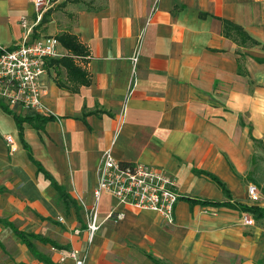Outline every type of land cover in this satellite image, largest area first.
<instances>
[{
  "label": "crops",
  "instance_id": "crops-1",
  "mask_svg": "<svg viewBox=\"0 0 264 264\" xmlns=\"http://www.w3.org/2000/svg\"><path fill=\"white\" fill-rule=\"evenodd\" d=\"M33 1L0 0V45L12 49L70 33L88 53L76 63L90 73L91 84L77 93L57 85L66 80L64 69L52 67L53 60L46 64L41 78L45 115L61 119L43 130L23 124L33 157L76 207H67L38 172L14 114L0 109V219L49 240L33 244L52 264H61V255L71 250H87L97 170L111 148L121 163L159 167L171 174L182 199L170 225L159 214L121 206L104 195L98 208L102 226L111 223L104 220L114 208L124 217L114 225L115 234L102 241L97 233L87 264H156L151 256L164 264H264V215L215 205L264 210L263 194L258 188L260 200L252 202L248 187L255 184L244 180L250 141L264 134V64L256 61L264 58V50L244 48L225 37L221 21L243 27L264 45V0H54L47 22L37 26ZM30 27L34 30L26 37L24 28ZM60 49L67 55L62 45ZM137 51L134 77L131 58ZM238 53L246 55L245 76L238 74ZM5 136L13 138L15 152ZM194 170L217 176L229 196ZM187 199L212 204L192 205ZM244 216L255 225L244 224ZM9 235L19 241V253L8 250ZM118 238L139 250L131 255L134 260L104 254L113 250L103 244ZM0 262L45 264L2 223Z\"/></svg>",
  "mask_w": 264,
  "mask_h": 264
},
{
  "label": "built area",
  "instance_id": "built-area-1",
  "mask_svg": "<svg viewBox=\"0 0 264 264\" xmlns=\"http://www.w3.org/2000/svg\"><path fill=\"white\" fill-rule=\"evenodd\" d=\"M53 2L54 0L33 1L38 15L35 26L42 21ZM33 28L27 29L26 37H30ZM60 47L59 39L54 36L26 41L12 49L0 45V105L14 115H45L47 109L43 98L46 90L41 84V78L47 72V62L65 56ZM139 60L140 55L137 51L131 58L134 77L137 76ZM5 140L11 152H15L17 146L13 138L5 136ZM94 194L96 206L90 212L86 229L89 246L94 243L103 224L100 222L98 208L104 195L112 197L121 206L159 214L170 225L176 222L177 206L182 199L178 183L171 174L159 167L121 163L116 160L111 148L103 153L97 170V188ZM248 195L252 202L260 200L256 185L248 187ZM123 217L124 215L114 208L104 222H118ZM243 222L249 226L255 225V221L247 216H244ZM88 259L87 250L82 253L71 250L68 254L61 255L60 263L66 264L70 260L72 264H87Z\"/></svg>",
  "mask_w": 264,
  "mask_h": 264
},
{
  "label": "trees",
  "instance_id": "trees-1",
  "mask_svg": "<svg viewBox=\"0 0 264 264\" xmlns=\"http://www.w3.org/2000/svg\"><path fill=\"white\" fill-rule=\"evenodd\" d=\"M78 2V0H76ZM50 11V10H49ZM47 11L43 18L41 23L47 22V15L49 13ZM202 17H206V15H202ZM223 23V33L224 36L232 39L234 42H236L239 46L244 47V48H250V47H255V46H261L262 49L264 50V45H261L260 42L255 40L250 34L246 32V30L237 25L234 24L233 22H230L228 20H221ZM58 39L61 43V45L67 50V55L63 56L60 59H54L51 63L52 67L55 69H64L66 71L67 77L64 82L62 81H57V85L60 88L66 89L68 91L77 93L82 86H90L91 84V75L89 72H87L85 69L82 67L78 66L76 63L77 58H84L87 56V49L85 46L80 42L79 38L73 34L70 33H63L58 36ZM240 59H238V74L245 76L247 75L246 68L243 64V59L246 57L245 54H240ZM256 61L260 64H264V58H256ZM1 108L8 114L13 115L11 112L8 111L7 108H5L3 105H0ZM87 115V114H86ZM15 122L18 126L20 138L22 140V143L24 147L27 150L28 156L30 160L37 166L38 172L44 174L45 178L48 179L52 185L58 190L60 199L65 203L67 207H76L75 201L72 199V197L66 193L65 189L60 186L56 180L44 169L42 164L38 161L35 160L32 154V149L31 147L27 144V142L24 140V135H23V124L25 122L30 123L34 128L37 130H43L45 125L48 122H56L60 120L61 118L58 116H55L53 114L49 115H39L36 117H31V118H21L18 116L14 115ZM253 140H256L252 138ZM194 173L199 176H205L209 178L211 181H213L226 195L229 196V191L226 187V185L214 174H211L209 172L205 171H200V170H194ZM190 204L195 205V204H202L203 206H207L209 204H212V202L209 201H199V200H193V199H187ZM217 206H229L234 209H240L244 212H252V213H257L261 217V215H264V210L258 208V207H249L246 205H228V204H218L215 203ZM0 223L6 225L10 229L13 230L16 236H18L24 244L28 246L30 251L42 262L45 264H52L51 261L41 254L40 252L37 251L36 247L33 244V240H40L44 243H48L49 240L36 235V234H28L25 232L20 231L17 229L12 223L1 220ZM156 264H164L162 261L154 258L153 256L150 257Z\"/></svg>",
  "mask_w": 264,
  "mask_h": 264
},
{
  "label": "rangeland",
  "instance_id": "rangeland-1",
  "mask_svg": "<svg viewBox=\"0 0 264 264\" xmlns=\"http://www.w3.org/2000/svg\"><path fill=\"white\" fill-rule=\"evenodd\" d=\"M36 12V11H35ZM46 13V12H45ZM37 16V12H36ZM27 29L24 28V31ZM53 73H56V70H53ZM61 80L65 79V73L62 72V76L60 77ZM0 109H2L0 107ZM250 151L252 152L250 155L249 160V171L247 175L245 176L244 180L246 184L254 183L258 186L259 190L261 191V194H263L264 198V134L262 135L261 139H256L250 141ZM207 214H211V211H207ZM117 223L114 221H111V223H105L104 226L101 227L100 235L102 236V241L104 240L106 235L110 236L115 234L114 232V225ZM9 240H7V248L11 252H17L20 251V243L17 241L13 235H9ZM105 245H110V248L113 250L111 253L110 251L104 252V254H108L110 258L115 257H125L130 260H134L135 257H132V254H139V250L135 248L134 245L130 244L127 239L118 238L111 242V244H103V247ZM43 248V247H41ZM114 248V249H113ZM90 249V246L87 248ZM46 250V249H44ZM10 254V253H9ZM138 258V257H137ZM0 264H3V262H0Z\"/></svg>",
  "mask_w": 264,
  "mask_h": 264
}]
</instances>
